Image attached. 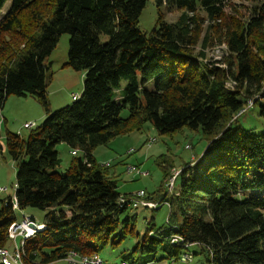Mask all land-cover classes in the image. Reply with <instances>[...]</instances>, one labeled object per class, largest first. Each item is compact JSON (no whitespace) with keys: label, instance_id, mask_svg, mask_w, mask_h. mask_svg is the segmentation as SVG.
Masks as SVG:
<instances>
[{"label":"trees","instance_id":"16d2710c","mask_svg":"<svg viewBox=\"0 0 264 264\" xmlns=\"http://www.w3.org/2000/svg\"><path fill=\"white\" fill-rule=\"evenodd\" d=\"M231 1L155 0L166 12H181L167 23L158 11L143 32L138 20L146 0H10L0 17V115L10 95L34 97L45 111L26 137L6 130L0 143L15 166L16 209L44 212V227L20 248L22 264H70L69 252L99 255L133 233L136 215L129 214L137 207L118 202L132 193L118 190L114 172L93 153L147 123L158 135L199 129L206 146L182 164L169 195L164 182L174 164L166 154L157 158L161 182L144 192L159 208L168 202L166 224L146 221L141 240L120 251L117 264H136L138 256L143 264L173 263L191 245L206 264H264V131L232 127L248 100L264 118V0H239L254 3L245 18L225 11ZM64 33V66L84 71L82 90L51 111L49 56ZM214 35L227 55L205 62ZM58 143L77 152L63 174L56 171ZM11 201L0 199V249H14L7 229L20 220ZM174 235L182 240L171 243Z\"/></svg>","mask_w":264,"mask_h":264},{"label":"rangeland","instance_id":"374dc122","mask_svg":"<svg viewBox=\"0 0 264 264\" xmlns=\"http://www.w3.org/2000/svg\"><path fill=\"white\" fill-rule=\"evenodd\" d=\"M252 4L254 3L232 0L225 11L236 17L245 18L248 13L247 9L250 8ZM9 5L10 0H7L0 9V17L7 11ZM158 11L164 13V21L167 23L175 22L181 12L174 10L166 12L164 5L157 6L155 0H146V4L138 20V27L141 31L149 32L151 30L156 22ZM68 38L69 35L67 33L61 34L56 47L49 56L51 80L47 86V100L51 111L72 102L71 95L77 94L80 96L82 90L84 71L74 70L68 66H64V63L67 61ZM105 40L106 37L101 36V41ZM194 50L200 51V45H197ZM203 51L206 57L204 60L205 62H212V60L221 61V57L227 55L226 47L223 43L218 42L216 35L210 36ZM221 66L223 67V65ZM258 111L259 107L257 104L254 106H246L244 113L232 123V127L240 126L246 130L251 129L254 133L264 131V118L258 114ZM1 112L6 121L4 122L2 119L0 121V126L3 125V128L0 127V143L4 140V133L6 130L17 133L21 137H26L29 129L23 128V124L29 123L35 126L45 117L43 107L36 98L31 96L18 97L10 95L6 99ZM2 116L1 118H3ZM120 116L123 118L126 117L127 110L121 111ZM148 138H155V142L147 144L146 140ZM186 145H189L190 148L186 149ZM205 146L206 140L202 138V133L199 129L190 130L184 127L180 131L171 134L158 135L152 126L147 123L140 131H133L130 134L117 136L109 142L108 146L96 147L93 155L96 162L99 164L109 163L110 170L114 172L116 176L118 190L121 193H134L138 190L151 193L156 190L161 182L162 173L156 163L157 158L161 154L168 155L173 161L174 168L179 169L183 163L188 161L192 162L193 157L198 158ZM129 149L133 150L131 154L127 153ZM55 150L60 159V164L56 168V171L63 174L73 158L70 153L71 150L65 143L56 144ZM129 165L143 168V170L148 171L149 175L146 177H133L126 171ZM192 168H194V166ZM14 174L15 166L13 162L8 153L4 149H1L0 187L5 188V191L0 192V199L14 194ZM177 182L178 179H176V184ZM167 210L165 204L156 210L142 207L134 208L129 214L136 215L133 233L127 234L125 239H123L122 243L115 250L108 247L101 249L99 256L103 259L104 263L117 264L119 261V252L126 249L127 251L131 250L135 243L141 240L146 221L153 219V223L156 227L165 225ZM43 213V211L31 207L22 210L15 209L16 220H22L24 215H32L38 225L41 222ZM188 252L191 256L190 261L185 262L179 260L171 263V261L163 260L160 262L153 261L147 264H206V256L198 252L197 245L189 246ZM161 256V253H157L156 258L158 259ZM143 262L144 258L138 256L136 264H143ZM54 264L67 263L65 261H58Z\"/></svg>","mask_w":264,"mask_h":264},{"label":"built area","instance_id":"2783aa9c","mask_svg":"<svg viewBox=\"0 0 264 264\" xmlns=\"http://www.w3.org/2000/svg\"><path fill=\"white\" fill-rule=\"evenodd\" d=\"M225 46V45H224ZM231 82H227L226 87L230 88L232 87ZM79 96L77 94H72L71 99L72 100H77ZM252 101L248 100L247 101V106H251ZM245 111V109H242L239 113H242ZM24 128H30L32 127V124L29 123H24L23 124ZM147 144H151L155 142V138H148L146 140ZM185 148H189L188 145L185 146ZM133 152L132 149H129L127 151L128 154H131ZM72 155H76V151H71ZM103 167H108L109 163L106 162L105 164H101ZM128 174H131L133 177L135 176H140V177H146L149 175L147 170H143L140 167H137L135 165H129L126 169ZM180 173V168H172L169 171L168 177L165 179L164 182V188L165 191L168 194H173L174 189H175V181L177 179L178 174ZM5 191V188L0 187V192ZM12 208L16 209V201L14 196L12 195ZM118 202L120 204L125 203L127 205H130L132 207H142V208H147V209H155L159 205L151 200L145 199V192L143 190H138L134 193L131 194L130 198L127 200L125 197L120 196L118 199ZM165 205H168V202L164 203ZM30 223L34 224V228L30 226ZM43 226L38 225L34 220H32V217L29 215H24L22 217V220L18 222H12L7 229V237L8 239L12 240L14 242V249L9 250L7 248H1L0 249V263L1 264H22V253L20 251V248L24 245V242L27 238L31 237L33 233H35L36 230L41 229ZM180 240L179 237L177 236H172L170 242L171 243H178ZM182 261H190L191 256L189 253L183 254L181 257ZM66 261L69 262L70 264H105L103 259L97 255H91V256H86V255H78L75 252H69L66 256ZM119 264H126L125 262H121Z\"/></svg>","mask_w":264,"mask_h":264},{"label":"bare ground","instance_id":"6f19581e","mask_svg":"<svg viewBox=\"0 0 264 264\" xmlns=\"http://www.w3.org/2000/svg\"><path fill=\"white\" fill-rule=\"evenodd\" d=\"M222 46V45H221ZM216 47V46H215ZM218 47V46H217ZM220 49V48H219ZM220 51H221V49H220ZM219 53V52H218ZM222 54V53H221ZM222 58V57H221ZM212 59V58H211ZM215 61V60H214ZM212 62H213V60H212ZM224 65V64H223ZM221 66V65H220ZM253 102V101H252ZM3 117V116H2ZM4 119H5V117H4ZM6 120V119H5ZM5 120H4V122H5ZM0 127H2L3 128V125L2 126H0ZM1 137V136H0ZM75 150V149H74ZM71 153V152H70ZM77 153V152H76ZM143 169V168H142ZM169 195V194H168ZM129 198V197H128ZM165 201V200H164ZM159 202H161V201H159ZM164 204V203H163ZM163 204H161V205H163ZM159 208V207H158ZM156 209V208H155ZM8 247V246H7ZM11 247V244H10V246L8 247V248H10Z\"/></svg>","mask_w":264,"mask_h":264},{"label":"water","instance_id":"95a60500","mask_svg":"<svg viewBox=\"0 0 264 264\" xmlns=\"http://www.w3.org/2000/svg\"><path fill=\"white\" fill-rule=\"evenodd\" d=\"M30 226L33 227V228L35 227L34 224H32V223H30Z\"/></svg>","mask_w":264,"mask_h":264},{"label":"crops","instance_id":"0c3cea01","mask_svg":"<svg viewBox=\"0 0 264 264\" xmlns=\"http://www.w3.org/2000/svg\"><path fill=\"white\" fill-rule=\"evenodd\" d=\"M1 114H2V112H1ZM4 118V117H3ZM5 120V119H4ZM6 121V120H5ZM30 216H32V215H30Z\"/></svg>","mask_w":264,"mask_h":264}]
</instances>
